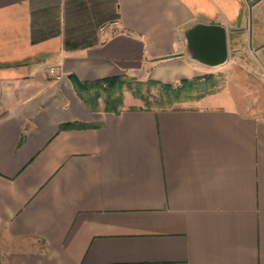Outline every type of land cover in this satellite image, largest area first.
Returning a JSON list of instances; mask_svg holds the SVG:
<instances>
[{
    "label": "crops",
    "instance_id": "0c3cea01",
    "mask_svg": "<svg viewBox=\"0 0 264 264\" xmlns=\"http://www.w3.org/2000/svg\"><path fill=\"white\" fill-rule=\"evenodd\" d=\"M197 23L226 62L191 57ZM244 53L167 108L94 110L71 78L178 83ZM262 92L264 0H0V264H264Z\"/></svg>",
    "mask_w": 264,
    "mask_h": 264
},
{
    "label": "trees",
    "instance_id": "16d2710c",
    "mask_svg": "<svg viewBox=\"0 0 264 264\" xmlns=\"http://www.w3.org/2000/svg\"><path fill=\"white\" fill-rule=\"evenodd\" d=\"M71 78L76 85L78 93L94 110L101 107L100 98H103V108L105 110L120 112L124 108V85L127 84L129 88H133V81L131 77H128L127 75H114L94 80H80L74 74H71ZM142 82L137 81L136 87L133 88V92L136 96L144 100V105L147 108H167L171 107L176 101L197 99L208 93L203 87L204 82L201 77L183 78L178 83H167L148 79L146 84L150 90L147 91L143 89ZM153 86L158 87L159 93L156 95L158 97L152 101L151 88ZM196 87L200 88L201 92L199 91L197 94L193 95L191 90ZM148 91L150 94L147 95ZM91 126L93 125L85 122L69 121L62 123L60 129H79ZM22 139H24V135Z\"/></svg>",
    "mask_w": 264,
    "mask_h": 264
},
{
    "label": "water",
    "instance_id": "95a60500",
    "mask_svg": "<svg viewBox=\"0 0 264 264\" xmlns=\"http://www.w3.org/2000/svg\"><path fill=\"white\" fill-rule=\"evenodd\" d=\"M191 57L209 66L228 60L227 32L221 24L197 23L186 31Z\"/></svg>",
    "mask_w": 264,
    "mask_h": 264
},
{
    "label": "rangeland",
    "instance_id": "374dc122",
    "mask_svg": "<svg viewBox=\"0 0 264 264\" xmlns=\"http://www.w3.org/2000/svg\"><path fill=\"white\" fill-rule=\"evenodd\" d=\"M245 53L243 54V57L238 58V59H234L235 63H232L231 65H229V67H227L226 69L223 70H218L216 69L215 72H211V73H206L200 76H195L192 78H197V77H201V79H203V87L206 89V91H208V93L212 92V91H216L219 88H221L225 83L228 77H233L234 73L236 70H240V71H245L247 68V65L245 63H248L249 59L247 60V58H245ZM212 74V75H211ZM128 76V75H127ZM131 77L132 79V85L133 88L136 87L137 81L138 82H142L143 80H139L137 77L135 76H128ZM148 80V79H147ZM147 80H144L141 84H143V89L145 91L150 90V88H148ZM248 80H251V78H248ZM133 88H129L126 85H124V89H123V96H124V106L126 105L125 103V98H128V102H139L141 104H145L144 100L141 99L140 97L136 96L133 92ZM151 93H152V101L155 100L158 96L157 93H159V89L158 87L153 86L151 88ZM201 89L200 88H193L191 90V93L193 95L197 94ZM201 92V91H200ZM150 94L149 91L147 93V95ZM1 95V94H0ZM3 95V94H2ZM261 100L264 101V92H262L261 94ZM188 100H193V99H186V100H182V101H176L173 103L172 106L176 105V104H180L184 101H188ZM100 104H104V100L103 98H100ZM157 106V105H155ZM171 106V107H172Z\"/></svg>",
    "mask_w": 264,
    "mask_h": 264
},
{
    "label": "built area",
    "instance_id": "2783aa9c",
    "mask_svg": "<svg viewBox=\"0 0 264 264\" xmlns=\"http://www.w3.org/2000/svg\"><path fill=\"white\" fill-rule=\"evenodd\" d=\"M50 72L52 74H55L58 79L62 77V75L59 73V71L54 66L50 68Z\"/></svg>",
    "mask_w": 264,
    "mask_h": 264
}]
</instances>
